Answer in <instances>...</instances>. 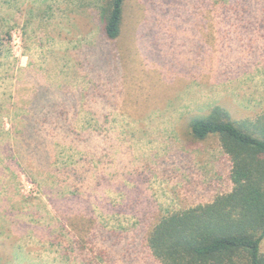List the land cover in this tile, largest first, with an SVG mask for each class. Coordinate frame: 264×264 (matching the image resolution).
<instances>
[{"label": "rangeland", "instance_id": "1", "mask_svg": "<svg viewBox=\"0 0 264 264\" xmlns=\"http://www.w3.org/2000/svg\"><path fill=\"white\" fill-rule=\"evenodd\" d=\"M102 1L0 0V264H161L153 226L233 189L189 119L264 115V0H127L116 41Z\"/></svg>", "mask_w": 264, "mask_h": 264}, {"label": "trees", "instance_id": "2", "mask_svg": "<svg viewBox=\"0 0 264 264\" xmlns=\"http://www.w3.org/2000/svg\"><path fill=\"white\" fill-rule=\"evenodd\" d=\"M126 1L103 0L101 3V30L111 41L123 35ZM44 90H38L40 96ZM39 108V105L21 108L27 119L25 133L42 125L51 114L57 116L67 111L52 105L51 114L47 112L44 116ZM31 119L33 122H28ZM189 127L195 139L205 140L211 136L219 139L232 163L233 189L217 195L210 203L163 216L150 231L148 246L161 264H264L261 250L264 240V115L255 121H236L226 108L217 105L208 113L192 116ZM66 154L57 153L64 159L58 168L70 178L77 171L73 166L74 154ZM16 155L25 163L26 157L21 152Z\"/></svg>", "mask_w": 264, "mask_h": 264}]
</instances>
